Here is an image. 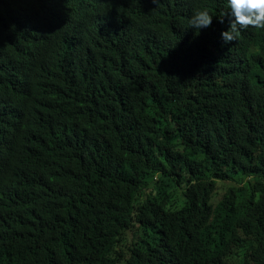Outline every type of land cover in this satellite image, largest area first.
<instances>
[{"label":"trees","instance_id":"1","mask_svg":"<svg viewBox=\"0 0 264 264\" xmlns=\"http://www.w3.org/2000/svg\"><path fill=\"white\" fill-rule=\"evenodd\" d=\"M225 11L0 0V264H264V30Z\"/></svg>","mask_w":264,"mask_h":264},{"label":"clouds","instance_id":"2","mask_svg":"<svg viewBox=\"0 0 264 264\" xmlns=\"http://www.w3.org/2000/svg\"><path fill=\"white\" fill-rule=\"evenodd\" d=\"M159 3V0H153ZM227 16V30L220 32V39L224 44L236 40L239 33L251 26L264 30V0H225ZM214 17L207 9L195 11L189 18L191 28L195 30L207 29L213 23ZM221 22H223L221 20Z\"/></svg>","mask_w":264,"mask_h":264}]
</instances>
